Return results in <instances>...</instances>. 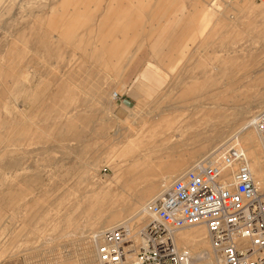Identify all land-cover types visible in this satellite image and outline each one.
<instances>
[{"label": "rangeland", "instance_id": "1", "mask_svg": "<svg viewBox=\"0 0 264 264\" xmlns=\"http://www.w3.org/2000/svg\"><path fill=\"white\" fill-rule=\"evenodd\" d=\"M139 1L126 6L144 19L120 37L132 51L106 68L96 17L66 29L80 0H0V264H96L84 236L128 221L225 145L264 174L254 132L237 135L264 106V1L161 0L160 20L140 10L158 0ZM150 61L161 83L142 77ZM196 229L205 249L181 240L189 229L177 248L206 264Z\"/></svg>", "mask_w": 264, "mask_h": 264}, {"label": "built area", "instance_id": "2", "mask_svg": "<svg viewBox=\"0 0 264 264\" xmlns=\"http://www.w3.org/2000/svg\"><path fill=\"white\" fill-rule=\"evenodd\" d=\"M253 123L264 145V107L253 115ZM223 149L220 161L195 164L150 202V220L142 230L145 242L139 250L126 223L100 231L97 263L187 264L188 253L175 247L172 235L202 224L218 264H264V191L244 155L233 145Z\"/></svg>", "mask_w": 264, "mask_h": 264}, {"label": "crops", "instance_id": "3", "mask_svg": "<svg viewBox=\"0 0 264 264\" xmlns=\"http://www.w3.org/2000/svg\"><path fill=\"white\" fill-rule=\"evenodd\" d=\"M160 1L161 0H158L156 3L149 2L151 5L143 6L140 10L148 12L151 19H163L164 15H162V13L159 15L157 12V4ZM128 2L129 0H80L78 15L75 14L71 22L66 26L67 29L69 25L75 23L79 27L87 21L84 26L85 29L89 27L86 26L88 21L96 17V65L98 66L108 68L116 57L123 55L126 51H132V49L124 47L127 40L120 37L123 36L126 38L131 30H134L140 25V21L144 19V17L130 15L131 9L126 6ZM143 2L142 0L139 1L140 4ZM92 5H97V12H93L92 7L89 8ZM79 33L81 34V32L77 31L75 37H78ZM66 36L70 40L74 38L72 37L71 31H69ZM158 52V48L153 49L154 56H158ZM142 77L151 82H153V78L156 77L157 82L161 83L164 80V73L159 66L150 61L147 64V68L142 73ZM148 89L150 92L151 87ZM192 157H194L193 153Z\"/></svg>", "mask_w": 264, "mask_h": 264}, {"label": "bare ground", "instance_id": "4", "mask_svg": "<svg viewBox=\"0 0 264 264\" xmlns=\"http://www.w3.org/2000/svg\"><path fill=\"white\" fill-rule=\"evenodd\" d=\"M238 3H241L243 0H236ZM207 26V25H206ZM69 29V28H68ZM128 105H131V104H129L128 103ZM132 107V106H131ZM264 107V106H263ZM262 108V107H261ZM240 131H238V133H237V135H239L241 132H244V131H247V130H251V131H253L254 132V134H255V136L257 137V141L259 142V144L261 145V148H262V150H263V153H264V145H263V142H262V139H261V136H260V134H259V132H258V130L256 129V126H255V124L253 123V115L251 116V119H250V121H249V123L248 124H246V125H244L243 127H241V129H239ZM238 151H240V149H239V147H237L236 148ZM208 159H212L213 161H215V159L211 156V155H208V156H204V158H201V159H199L198 161H196L195 163H193L188 169H186L184 172H186L187 170H190L195 164H197V163H199V162H202V163H204V162H207L208 161ZM259 172V173H256V172ZM183 172V173H184ZM255 174H254V173ZM253 172H251L252 173V175H253V177H254V179H255V181L258 183V186H259V188H260V190H262V191H264V184H263V181H264V174H263V171H262V169L261 168H258V169H253ZM182 173V174H183ZM182 174H180V175H182ZM258 174V175H257ZM179 175V176H180ZM257 175V176H256ZM175 180V179H174ZM173 180V181H174ZM172 181V182H173ZM172 184V183H171ZM171 184L169 185V187L171 186ZM169 187H167V189H165L164 191H162L159 195H157L155 198H153L152 200H150L149 202H147L135 215H133V216H131L130 218L131 219H129L128 221H126V222H124V223H126L128 226H129V228L131 229V238L133 239V241H134V244H135V249L136 250H139V247L145 242V239H144V237H143V235H142V230H143V228L145 227V225L142 227V229L141 230H139V232H137L136 234H135V232H133V230H134V225H132V223H133V221H134V219H146L147 218V223L149 222V220H150V215H149V213H148V206H149V204H150V202H152L153 200H155V199H157V198H159V197H161V196H163V194L169 189ZM146 199V197H141L140 199H139V202L140 201H144ZM107 224H108V226H112V224H117V222H118V218L116 217V216H112V217H109L108 219H106V221H105ZM104 222V223H105ZM123 222H122V224L121 223H119L120 225H123L124 224ZM146 223V224H147ZM120 225H115L116 227H118V226H120ZM196 228V227H204L206 230H207V233H208V229H207V227L206 226H204V225H195V226H190V227H186V228H182V229H180V230H178L177 232H175V233H173V235H172V241H173V243H174V245H175V247H177L178 245H177V242H176V236L180 233V231H182V230H184V229H189L188 231H183V232H181L182 234L180 235L181 236V240H183L185 243L186 242H188V241H191L192 240V247H193V245H194V247L196 246V247H198V248H202L201 250L203 251L205 248H204V243H200V241H199V237H200V234H201V229H196V230H190V229H193V228ZM112 228H115V227H112ZM112 228H109V229H112ZM106 230V229H105ZM100 232V231H99ZM99 232H97L96 234H94V237H91V236H88V237H85L84 236V238H87V239H92V241H94L95 242V244L97 245V236H98V233ZM93 234V233H92ZM91 234V235H92ZM208 238H209V236H208ZM209 243H210V246H211V249H212V254H213V256H214V258L215 259H213V257H212V254H210L209 252L207 253V255H206V253L204 254L206 257H204V258H206L207 260H208V263H206V264H214V260L215 261H217V264H218V254H217V252H216V249H215V247H214V244L211 242V240H210V238H209ZM96 247V246H95ZM188 248H190V247H188ZM189 254L191 255V257L188 259V262H187V264L189 263V261L190 260H192L193 259V257H192V254L189 252ZM188 254V255H189ZM95 258H96V249H95ZM96 264H98L97 263V258H96Z\"/></svg>", "mask_w": 264, "mask_h": 264}, {"label": "water", "instance_id": "5", "mask_svg": "<svg viewBox=\"0 0 264 264\" xmlns=\"http://www.w3.org/2000/svg\"><path fill=\"white\" fill-rule=\"evenodd\" d=\"M127 102H129V101H127ZM130 103V102H129Z\"/></svg>", "mask_w": 264, "mask_h": 264}]
</instances>
